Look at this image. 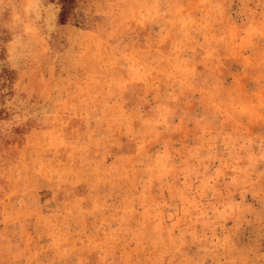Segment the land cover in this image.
Masks as SVG:
<instances>
[{"label":"rangeland","instance_id":"374dc122","mask_svg":"<svg viewBox=\"0 0 264 264\" xmlns=\"http://www.w3.org/2000/svg\"><path fill=\"white\" fill-rule=\"evenodd\" d=\"M0 0V264H264V0Z\"/></svg>","mask_w":264,"mask_h":264},{"label":"trees","instance_id":"16d2710c","mask_svg":"<svg viewBox=\"0 0 264 264\" xmlns=\"http://www.w3.org/2000/svg\"><path fill=\"white\" fill-rule=\"evenodd\" d=\"M77 0H58L59 10L56 16V22L58 24L71 23L73 18L72 9L74 8V4ZM4 60L3 49L0 47V61ZM12 70L7 67L4 62H0V90L2 87L8 85L11 82ZM1 92V91H0ZM3 95L0 94V102L1 97ZM4 112L3 108H0V116ZM3 134L0 132V144L3 142Z\"/></svg>","mask_w":264,"mask_h":264}]
</instances>
